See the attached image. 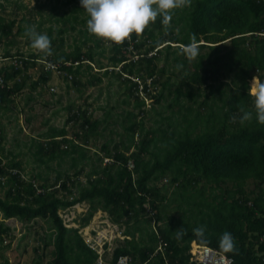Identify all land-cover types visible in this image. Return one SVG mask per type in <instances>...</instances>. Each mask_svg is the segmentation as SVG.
<instances>
[{
    "label": "trees",
    "instance_id": "16d2710c",
    "mask_svg": "<svg viewBox=\"0 0 264 264\" xmlns=\"http://www.w3.org/2000/svg\"><path fill=\"white\" fill-rule=\"evenodd\" d=\"M185 1L187 4L171 10L169 17L160 15L146 26L143 40L135 32L124 42L109 39L113 70L103 66L99 70L105 68V76H116L125 86L124 102L134 99L136 109L141 110L139 115L134 110L126 113V140L114 147L106 142L94 158L89 154L90 138L99 133L103 120H93L81 106H69L68 122H82L84 134L72 138L65 127L50 126L35 143L34 156L39 166L53 169L56 176L49 180L38 172L30 181L23 173L22 153L12 154V160L5 163L8 152L0 130V185L7 188L6 198L0 197V211L6 220L49 221L51 232L41 238L44 252L54 247L47 264H95L99 259L80 229L64 225L59 216L60 210L85 202L90 210L81 226H89L98 211L109 213L115 224L126 226L124 244L114 249L113 262L129 256L130 264H202L192 254L197 243L233 258L234 264H264V123L256 119L251 91L254 77L264 79V0ZM74 19L79 20L77 16ZM14 24H0L3 35L10 36ZM26 29L20 27L19 31L30 38ZM53 32L51 28L52 53L64 47L62 34L66 31H59V46ZM94 37V33L86 35L73 52L53 54L55 62L71 63L63 67L65 80L72 83L70 89L80 93L103 83L101 72H93V66L86 62L95 64L96 48L105 52L103 40ZM92 39L95 44L84 51L83 46ZM193 39L199 53L190 57L186 50ZM205 48L209 51L202 53ZM133 51L138 52L136 60L129 56ZM163 52L171 57L176 70L185 72L182 77L175 72L167 77L168 65L159 67ZM5 56L13 54L6 51ZM90 72V78L83 79ZM19 73L0 69L6 81ZM232 74L234 80L224 83ZM51 77V72L43 71L33 82L34 88L47 85ZM174 77L179 79L173 81ZM26 78L12 88L0 85V103L24 90ZM158 85L162 88L159 95ZM142 93L158 103L170 99L167 108L171 114H161L157 121L161 125L155 129H146L142 115L148 110H143L146 100L141 99ZM244 111H251L253 117L242 121ZM106 114L110 116L111 111ZM139 133L141 141L136 140ZM68 159L73 174L62 170ZM130 161L135 166L132 170ZM53 163L59 169H54ZM164 180L174 187L170 196L165 192L167 186L160 187ZM250 181L257 184L255 190L247 189ZM172 204L180 216L165 213ZM200 226H205L203 237L194 231ZM10 231L5 221L0 222V243ZM225 231L233 234L235 251L221 248ZM45 257L38 254L33 264H45Z\"/></svg>",
    "mask_w": 264,
    "mask_h": 264
},
{
    "label": "rangeland",
    "instance_id": "374dc122",
    "mask_svg": "<svg viewBox=\"0 0 264 264\" xmlns=\"http://www.w3.org/2000/svg\"><path fill=\"white\" fill-rule=\"evenodd\" d=\"M68 0H0V24L9 25L15 22L13 27V33L10 36L3 35V30L0 29V56H5L6 51H10L13 55H45L51 56L54 59L53 54L59 53L61 50L67 52H73L77 45H82L86 39V35H90L88 30V19L90 14L81 4V0H75L73 3H66ZM187 4L185 0H182L180 6L174 10L181 9ZM78 9V11H75ZM78 17V21L74 17ZM86 20L85 22H83ZM35 27L36 30L47 33L53 28V39L58 42L61 34L60 29L65 30L62 37L65 39V45L62 49L56 50L52 54H46L41 52L38 48L30 46V38L19 31L20 27L28 28ZM146 29V28H145ZM100 38L103 40V48L105 52L102 53L100 49H95L96 62L93 66V72L100 71L99 68L109 67L111 70L112 64L110 58L113 56L112 43L109 39L103 38L97 35L94 39ZM145 35L141 32L139 34V40H143ZM94 39L90 40L86 46H83L84 51H88L89 46L95 44ZM165 44L162 48H165ZM174 44L173 46H176ZM133 49L132 45L129 50ZM145 51V49L143 50ZM209 50L207 48L202 49V53H206ZM138 52L133 51L129 53V56L136 60ZM13 57V56H12ZM44 57V58H45ZM173 57V56H172ZM43 58V59H44ZM169 63H168V61ZM192 63L195 59H191ZM89 64V62H87ZM10 66V61L5 65ZM168 65L169 74L173 72L179 74L182 77L185 72H179L174 67V62L167 58V54L163 52L161 60L159 61V67ZM111 66V67H110ZM121 65L117 68L120 69ZM192 68V65L190 66ZM86 69V67H84ZM28 71V70H27ZM106 69L100 71V76L103 77V83L98 86H90L83 93L78 92L75 89H70L72 83H68L66 80L60 79L56 74L51 77V82L46 86H38L34 88L33 82L38 81L40 76L39 72H35L32 68L28 74H31L26 81V86L19 94H16L14 98L9 99L7 103H0V130H3L5 136V148L8 152L5 163L12 160L15 153L23 155L20 160L23 161V173L30 181L33 180V176L38 172L43 173L49 180H53L56 176V172L53 169H49L46 166H39L36 162L34 151L36 150L35 143L39 140L45 132L48 131L50 126L58 128H66L70 137L76 138V134H84L82 130V122H68L69 106H73L75 109L82 107L87 109L91 113L93 120H103L99 128V133L90 138L91 148L89 154L94 158H97L101 152V147L110 142L114 147L116 143L127 139V132L124 129L126 124L125 115L128 111H135L136 114H140V109H136L134 99H131L129 104L124 101L127 100L125 86L120 83L116 76H105ZM91 72L83 77V79L90 78ZM29 76V75H28ZM166 77V78H167ZM234 74L228 78H224V83H230L234 80ZM23 79V78H22ZM85 79V80H86ZM178 77H174L173 81L178 80ZM13 84V83H12ZM217 85H219L217 83ZM54 88V89H52ZM162 88L158 85L156 93L159 95ZM253 94V93H252ZM254 95V94H253ZM146 98V99H145ZM141 99L146 100V106L143 110H148V113L142 115L145 119L146 129H155L161 125L158 120H161V116H169L171 110L167 108L169 101H163L161 103L154 100L147 99L145 94H141ZM202 100V99H201ZM9 106V109L7 107ZM255 106V102H254ZM107 111H111V115L106 114ZM162 114V115H161ZM104 119L106 121H104ZM141 118H138L140 120ZM48 122V123H47ZM164 126L167 123L163 124ZM143 135L137 134L136 140L141 141ZM77 142H82L77 141ZM99 151V152H98ZM98 152V153H97ZM149 158V157H147ZM132 164H134L132 162ZM106 165V164H104ZM54 169H59L56 163H53ZM71 160L68 159L62 170H69L70 174H73V170L70 169ZM61 169V168H60ZM89 169V167H88ZM87 169V170H88ZM82 183L86 184V178L83 177ZM34 181V180H33ZM168 180L160 183V187L169 185ZM165 192L168 196L174 191L173 186H167ZM257 184L250 181L247 185L249 191L255 190ZM77 190V189H76ZM7 188L0 185V197L6 198ZM78 193V191L76 192ZM147 208L151 211L149 205ZM90 210L89 203H82L73 208L67 210H60L59 216L62 218L64 225L69 228H79L80 233L84 240L92 245L100 252L105 245L107 259H110L113 255V251L117 246L124 244L125 225H117L111 219L109 213L104 211H98L92 219L89 226H81V220L87 216ZM152 212V211H151ZM167 215L173 214L180 216L181 212L177 210L176 204H172L171 207L165 211ZM76 214V215H75ZM152 214H149L150 218ZM5 221V224L9 226L11 231L3 235L4 241L0 243V263L8 260L10 264H33L38 258V254H46L44 259L47 264L53 257V246L44 252L41 242V238L48 236L51 232L48 220L39 218L31 222H22L19 219L6 220L3 213L0 211V222ZM155 226V221L153 222ZM146 227V226H145ZM92 236V237H91ZM38 248V251H37ZM105 263L106 261L103 260Z\"/></svg>",
    "mask_w": 264,
    "mask_h": 264
},
{
    "label": "clouds",
    "instance_id": "9594fccd",
    "mask_svg": "<svg viewBox=\"0 0 264 264\" xmlns=\"http://www.w3.org/2000/svg\"><path fill=\"white\" fill-rule=\"evenodd\" d=\"M181 3L182 0H81V4L90 14V18L88 19L89 31L100 37L107 38L118 43L124 42L126 39H130L132 33L134 32L137 34L143 32L146 26H148L152 21L156 20L158 16L163 15L165 17H169L171 15V10H174L176 7L180 6ZM26 32L31 38L33 47L42 50L46 54H51L53 52L52 39L47 33H42L36 30L34 26L27 28ZM186 51L190 57H195L198 55L199 47L195 39H193L192 42L188 45ZM32 55L33 54L25 56L16 54L13 55V57H6L3 55L2 57L11 60L15 57H21L24 59V65L23 67H20L18 69L14 65L1 68L9 71L10 73L19 70L20 73L15 78L9 81H6L4 75H0V77L4 81V83H0V85L6 88H12L16 82H21L24 78L27 77V75L30 76L31 74H28L29 71L39 64L38 60L45 57V55H38L37 57H32ZM50 59L53 60L52 57ZM55 63L66 64L65 62ZM89 64L94 66V63L89 62ZM64 71L66 73L65 69ZM53 75L54 74L52 73V77ZM59 78L65 80L66 74L65 76ZM50 82L51 80L49 81V83ZM49 83L47 84L49 85ZM251 86V91L255 96L254 102L256 109V119H258L260 123H264V79H261L259 76L254 77ZM252 117L253 113L251 111H244L240 119L243 121ZM233 119H235V117H233ZM194 231L198 235L203 237L205 233V226L197 227ZM88 245L99 254V259L97 260V262L100 259H103L106 261V263H117L120 259L119 258L117 262H113L112 256L110 259L106 260L107 257L105 256V245L103 246V250L101 252L94 248L92 245ZM220 246L225 251L236 250V241L230 231H225L222 234L220 238ZM121 257H128L130 264L129 256Z\"/></svg>",
    "mask_w": 264,
    "mask_h": 264
},
{
    "label": "built area",
    "instance_id": "2783aa9c",
    "mask_svg": "<svg viewBox=\"0 0 264 264\" xmlns=\"http://www.w3.org/2000/svg\"><path fill=\"white\" fill-rule=\"evenodd\" d=\"M50 58H51L50 56H47L44 59L38 60L39 64L34 67L35 72H39V75L43 71H46V72H52L53 74H56L58 77L65 76L66 73L63 69L65 64L55 63ZM9 60H10V64L8 65H14L17 69L23 67L24 65V59L21 57H15L14 59L11 60L0 56V63H3L1 65H5L6 63H8ZM66 65H71V64L66 63ZM3 67H7V66H0V69ZM69 78H71V76H69ZM0 83H4L1 77H0ZM109 160L110 159H106V162H109ZM134 167H135L134 164L130 162L129 168L132 170L134 169ZM3 181H5L4 178ZM192 254L194 256V259L202 264H234L233 258H230L215 249L202 247L198 244L193 245ZM95 264H129V259L128 257H120L117 263H112V262L105 263L103 259H100Z\"/></svg>",
    "mask_w": 264,
    "mask_h": 264
},
{
    "label": "bare ground",
    "instance_id": "6f19581e",
    "mask_svg": "<svg viewBox=\"0 0 264 264\" xmlns=\"http://www.w3.org/2000/svg\"><path fill=\"white\" fill-rule=\"evenodd\" d=\"M76 215V214H75ZM92 237V236H91Z\"/></svg>",
    "mask_w": 264,
    "mask_h": 264
}]
</instances>
